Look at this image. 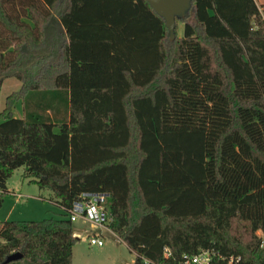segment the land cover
<instances>
[{
  "label": "trees",
  "instance_id": "obj_1",
  "mask_svg": "<svg viewBox=\"0 0 264 264\" xmlns=\"http://www.w3.org/2000/svg\"><path fill=\"white\" fill-rule=\"evenodd\" d=\"M193 6L170 40L147 0H0V74L35 67L0 112V208L24 167L67 210L105 194L140 264H264V18L256 0ZM61 213L0 220V264H72Z\"/></svg>",
  "mask_w": 264,
  "mask_h": 264
},
{
  "label": "rangeland",
  "instance_id": "obj_2",
  "mask_svg": "<svg viewBox=\"0 0 264 264\" xmlns=\"http://www.w3.org/2000/svg\"><path fill=\"white\" fill-rule=\"evenodd\" d=\"M264 4V0H257ZM262 7V6H260ZM184 23L178 22L177 33L182 36ZM3 34V32H2ZM15 57L13 53H7L8 58ZM41 57V56H40ZM18 60V59H17ZM42 60V59H41ZM34 62L30 65H33ZM33 66L11 67L5 72L0 82V112L6 107L7 98L18 91L22 82L13 74L22 69V76H27ZM12 115L18 118L24 116V103L18 99L12 107ZM25 168L16 169L7 182L8 192L5 194L4 202L0 208V220H41L48 217H61L62 210L55 203L52 192L41 189L37 183L31 182V178H24ZM22 195L19 199L16 196ZM74 235L80 240L73 247L72 264H135L136 254L127 247L124 241L115 236L107 228H101L93 220L87 221L79 217L73 221ZM98 235L104 240L103 246L91 245L90 238Z\"/></svg>",
  "mask_w": 264,
  "mask_h": 264
},
{
  "label": "built area",
  "instance_id": "obj_3",
  "mask_svg": "<svg viewBox=\"0 0 264 264\" xmlns=\"http://www.w3.org/2000/svg\"><path fill=\"white\" fill-rule=\"evenodd\" d=\"M260 12L264 18V6L260 7ZM16 197L20 199L22 195H18ZM105 197V194H84L80 200L74 203V206L71 209L67 210L61 206L60 208L70 214L72 221H76L79 217H83L85 220H93L97 226L107 228L113 232L109 227L111 217L109 216L103 203ZM115 236L122 241L117 234H115ZM90 244L103 246L104 240L100 236L95 235L90 238ZM262 245H264V235L262 236ZM166 253L169 254V249H166ZM213 254V251L203 250L193 257L186 256L184 264H210ZM233 259L234 258L231 257L230 260L232 261Z\"/></svg>",
  "mask_w": 264,
  "mask_h": 264
},
{
  "label": "water",
  "instance_id": "obj_4",
  "mask_svg": "<svg viewBox=\"0 0 264 264\" xmlns=\"http://www.w3.org/2000/svg\"><path fill=\"white\" fill-rule=\"evenodd\" d=\"M154 10L164 18L170 40L176 38V28L178 20L185 19L186 23H193L195 19V7L193 0H147ZM4 74H0V81ZM22 258L20 252L10 254L6 262ZM135 264H140L136 262Z\"/></svg>",
  "mask_w": 264,
  "mask_h": 264
},
{
  "label": "crops",
  "instance_id": "obj_5",
  "mask_svg": "<svg viewBox=\"0 0 264 264\" xmlns=\"http://www.w3.org/2000/svg\"><path fill=\"white\" fill-rule=\"evenodd\" d=\"M257 1V0H256ZM258 3V2H257ZM259 4V3H258ZM259 6H264V4H259Z\"/></svg>",
  "mask_w": 264,
  "mask_h": 264
}]
</instances>
